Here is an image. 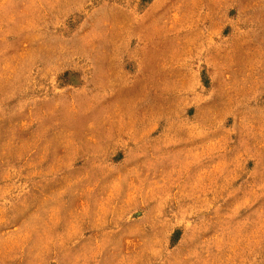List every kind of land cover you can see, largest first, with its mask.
<instances>
[{
  "label": "rangeland",
  "instance_id": "rangeland-1",
  "mask_svg": "<svg viewBox=\"0 0 264 264\" xmlns=\"http://www.w3.org/2000/svg\"><path fill=\"white\" fill-rule=\"evenodd\" d=\"M0 264H264V0H0Z\"/></svg>",
  "mask_w": 264,
  "mask_h": 264
}]
</instances>
